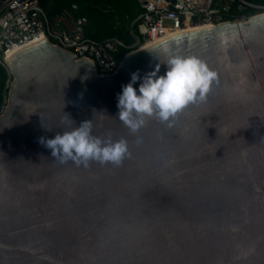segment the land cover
<instances>
[{"label":"water","instance_id":"obj_1","mask_svg":"<svg viewBox=\"0 0 264 264\" xmlns=\"http://www.w3.org/2000/svg\"><path fill=\"white\" fill-rule=\"evenodd\" d=\"M175 54L206 63L209 92L171 127L145 117L132 133L122 85ZM6 69L0 264H264V16L175 36L104 78L47 41ZM84 121L127 142L119 165L51 155L44 142Z\"/></svg>","mask_w":264,"mask_h":264},{"label":"built area","instance_id":"obj_2","mask_svg":"<svg viewBox=\"0 0 264 264\" xmlns=\"http://www.w3.org/2000/svg\"><path fill=\"white\" fill-rule=\"evenodd\" d=\"M136 1L141 14L129 30L134 44L127 47L118 39L101 42L88 39L87 20L79 15L76 5L48 16L39 0H0V65L6 69V56L14 48L44 38L53 48L72 56L75 63H92L96 77L104 78L115 75L123 59L147 42L203 24L216 27L264 15V7H255L244 0ZM246 8L257 10L256 16L228 19Z\"/></svg>","mask_w":264,"mask_h":264},{"label":"clouds","instance_id":"obj_3","mask_svg":"<svg viewBox=\"0 0 264 264\" xmlns=\"http://www.w3.org/2000/svg\"><path fill=\"white\" fill-rule=\"evenodd\" d=\"M163 65L162 75L158 74L160 65L157 64L143 76L138 71L131 73L129 82L121 87L116 116L132 133L144 126L145 117H155L171 127L178 113L198 100L203 101L210 90L215 74L199 58L175 54L168 56ZM44 143L61 163L119 165L127 154L125 140L93 135L89 121L60 131Z\"/></svg>","mask_w":264,"mask_h":264},{"label":"trees","instance_id":"obj_4","mask_svg":"<svg viewBox=\"0 0 264 264\" xmlns=\"http://www.w3.org/2000/svg\"><path fill=\"white\" fill-rule=\"evenodd\" d=\"M244 1L255 7H264V0ZM40 3L48 16L59 13L71 5H76L79 9V15L87 20L85 34L92 41L101 42L108 39H118L127 47L134 44L129 30L141 14L136 0H40ZM256 13L257 10L246 8L245 11L236 16H229L228 19L240 16L251 17ZM142 44L140 41L139 46ZM10 82L11 79L7 70L0 65V108L8 93L7 87Z\"/></svg>","mask_w":264,"mask_h":264},{"label":"bare ground","instance_id":"obj_5","mask_svg":"<svg viewBox=\"0 0 264 264\" xmlns=\"http://www.w3.org/2000/svg\"><path fill=\"white\" fill-rule=\"evenodd\" d=\"M260 16H264V15H260ZM213 28H215V27L212 26V25L203 24L202 26H200V25L198 27L195 26V28L191 27V28L187 29L186 31H183V32H180V33H177V34H174V35H166V36H164V37H162L160 39H157V40H154V41H151V42H147L146 44L142 45L138 50L133 51L132 53H130L128 56H130L132 54H135V53H137L139 51L146 50V49H148V48H150V47H152L154 45H157V44H159L161 42H164V41H166V40H168L170 38H173L175 36H179V35L186 34V33L198 32V31H202V30H209V29H213ZM44 40H45L44 38H37V39H35V40L31 41V42H28V43H26V44H24V45H22L20 47L14 48L13 50H11L7 54L6 62H8L13 56L18 54L19 52H21V51H23V50H25V49L33 46V45H36V44H38L40 42H44Z\"/></svg>","mask_w":264,"mask_h":264},{"label":"rangeland","instance_id":"obj_6","mask_svg":"<svg viewBox=\"0 0 264 264\" xmlns=\"http://www.w3.org/2000/svg\"><path fill=\"white\" fill-rule=\"evenodd\" d=\"M39 2H40V0H39ZM40 4H41V3H40ZM255 16H256V15H255ZM9 86H10V84H9L8 87H7V89H8V93H9ZM8 93H7V95H6L5 100L3 101V105H2V107L0 108V116H1V114L3 113V111H4V109H5L6 105H7V102H8Z\"/></svg>","mask_w":264,"mask_h":264}]
</instances>
